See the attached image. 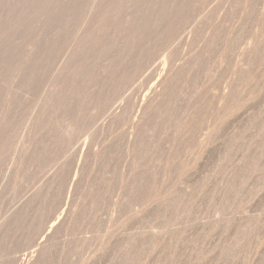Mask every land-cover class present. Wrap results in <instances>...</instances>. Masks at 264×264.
<instances>
[{"label":"rangeland","instance_id":"rangeland-1","mask_svg":"<svg viewBox=\"0 0 264 264\" xmlns=\"http://www.w3.org/2000/svg\"><path fill=\"white\" fill-rule=\"evenodd\" d=\"M88 1L91 3V0ZM88 1L83 0V5H80V2V7H77L79 12L75 13L76 15L73 14L75 17H71L72 23L74 22L77 27L78 24L82 26L79 25L81 27L77 28L74 23L69 22V24L67 22V25H70L69 30L65 25L64 27L67 30L63 27V34L61 32L57 36L59 40L53 43L55 46L52 47L53 45L50 44L48 48L51 51L46 49L54 53V55L49 53L50 58L53 60L51 61L45 53L44 57L47 58L40 61L36 67L35 75L29 82L25 79L19 81L22 83L17 82L14 77L16 71H13L14 68L12 67L16 63L15 61L18 62L15 66L20 65L22 67L24 59L22 62L20 59L23 58L24 51L26 52L31 44L28 46L29 42L24 43L22 41L23 37H20L21 41L15 39L20 42H17V44H21L19 46L26 44L28 48L26 46V50L23 47L19 48L20 50L24 49L23 53L21 52L22 54L18 52L20 56L8 50L10 54L14 53L15 61H12V66L10 64L12 69H8L9 66L7 69L4 68L5 76L2 74L0 80L2 78L5 81L1 80L2 85L0 84V88L3 86L6 89H0V91L7 90L10 85L13 86L12 84H14V91L12 87L8 90L12 89V92H15L17 89L14 93L16 96L19 93L23 96L27 93L29 95L27 94L26 97L21 96L23 99L18 98L21 94L17 97L14 95L12 96L13 99L10 94L11 103L9 98L1 97L7 91L3 92L4 94L0 92L1 100L6 101L3 102L5 104L3 105L4 108L10 102L9 108L6 107L8 110L6 108H3V110L8 111V113L10 111V114L14 110L13 114L16 116L14 118V115H11L14 119L8 116L11 119L8 122L9 124L10 121L12 122V127L6 123L11 128L6 126L5 129L12 130L14 128V134L15 132L18 133L15 137L12 131L4 130L5 133L7 131L8 133L4 134L5 137L3 136L5 139L2 137L4 142L2 140L0 142V146H4V150L2 147L0 148V155L2 154L0 156V225L6 222V217L15 212L24 200L35 192L34 190L37 191L45 183L44 180L46 181L55 173L53 172L56 171L54 168H58V173L55 176L53 188H50L51 192H48L49 195H43L42 198L45 199L41 198L42 200L37 201L36 205H33L34 210L31 208L27 213L28 216L25 215V218H20L22 219L20 222L18 219V222L16 221L11 225V228L5 234L8 241L6 238L4 239L5 235L3 236L4 241L0 240L2 242L0 243V247L2 246L0 248V263L11 262V264H15V262H12L15 256L19 258L16 264H27L26 260H29L28 258L35 259L37 254L36 251H33L34 247L31 245L41 240L47 232L50 220L56 221V218L58 220L59 217L60 223L57 222V225L63 223L51 232V238L46 239L47 242L50 240L48 242L50 244H46L49 247H46L47 250L42 253L43 256L37 257V259L40 257L39 260L42 259V261L37 260L35 264H126L125 261L128 260L127 263L129 264H264V0H203L205 4L203 1L193 0L187 10L185 9L184 16L182 15L178 19L179 21L174 22L169 27L170 30L167 29L164 32L166 33L165 36L162 37L164 35L162 33L159 38L155 39L156 41L152 39L156 43L152 42L147 47V53L156 58L151 59L154 64L150 62V67L144 65L146 55L144 57L142 55L143 60L140 57L136 63L137 65L135 64L134 67H130V70L125 71L124 76L122 74L121 78L123 80L120 79L124 82L136 75L133 83H129L131 87L127 85L123 90V96H116V91H119L118 88L122 85L119 82L120 80L114 83L117 88L111 86L113 89L107 91L108 79L93 77V80H100L101 83L97 84L98 82L94 81L95 87L92 86V90L94 88L96 91V87L99 89L103 85V88L106 87L105 91L109 92L108 94L103 91L99 95L96 91L98 96L94 94V90L93 92L90 90V93V91L88 92L91 89L90 87L87 90L88 94H80L71 104L59 100L57 107H55V113L52 112L59 123L56 122V124L53 114H50L53 123L52 120L46 118V124L44 126L45 122L43 121L40 130L33 128L30 130L31 119L38 111V107L41 106L44 94L51 85L54 74L67 56L73 34H76L77 30L79 31L83 27V14H87L85 13L87 11L85 5L89 4ZM83 11L85 12L82 13ZM36 17L34 16V19ZM36 19L38 20V18ZM37 20V24L33 20L34 25L37 26V28L35 26L34 28L37 30H31V32L30 29L33 28V25L32 28L28 25L30 28H28L29 34L39 30L37 32L38 36L40 32H44L42 24L38 23ZM176 23L179 24L176 25ZM38 26H40V29H38ZM51 30L53 29L51 28ZM28 33H26L24 39L28 37ZM30 35L29 39L32 38ZM37 36H34L32 40L30 39V41H33L31 42L32 45L37 41ZM66 37L71 39L69 40ZM26 40L28 39L24 41L26 42ZM164 40L165 42L162 43ZM171 40L172 42H170ZM9 43L7 41L4 46H8ZM57 44L58 46H56ZM160 44L165 45L161 46ZM17 46L15 45V49H17ZM158 46L162 48L160 49ZM163 47L165 49L168 47V49L164 50ZM56 48L58 51L61 49L60 53L62 51V54L59 55ZM53 49H56V52ZM155 50L158 51V54ZM17 51L18 49L15 50L16 53ZM172 52L173 54H171ZM143 54H146V52ZM168 56L174 61L172 62ZM100 58L98 59L99 63L96 60L99 65L101 63ZM163 58L165 61H163ZM187 58L189 59L186 61ZM174 63H178V66L182 64L187 70L181 66L184 70L180 68V71L181 69L183 71L179 75L177 74L175 80L172 79L174 84L171 82L172 80L170 81L169 87L171 88L168 89L165 96L167 98H164L158 109L149 116L150 118H146L145 125L148 126H142L141 129H138V133L135 123L139 120L141 114V106L139 107V105L142 103L143 95L147 93V89L149 90L152 80H156L162 71L167 70L170 64L173 65ZM20 66L16 67L15 70L18 71L21 68ZM145 67H148L147 70ZM139 68L140 70L137 71ZM5 72L9 74H5ZM151 74L153 75L150 76ZM9 77L10 82H7ZM12 77L15 78L14 81ZM4 82L11 84L7 87ZM45 82L46 84H44ZM26 88H28L27 92L24 90ZM23 90L24 92H22ZM170 91L172 92L170 93ZM112 95L116 96L117 102ZM100 96L105 102L113 97L115 103L104 107V101H100ZM130 96L133 100L135 98V104L137 103V106L134 107L135 110H130L127 107V114L122 113L123 116L122 114V117L119 116L118 122L117 119L113 121L117 124L114 126L113 122L110 123L111 114L109 115V113L111 110H123L118 108L126 105V100V103L133 101ZM95 97H98L99 100H96ZM19 99L24 102H20L22 100ZM1 100L0 115L3 116ZM95 103L97 106H94ZM90 105L91 107H89ZM29 107L31 108L29 109ZM108 107L110 108L108 109ZM23 110H25V113ZM104 110L106 111L103 112ZM27 116L29 117L27 118ZM20 117L21 119H19ZM23 117L25 120L22 119ZM17 118L21 121L24 120L23 124H20L21 121L17 123L19 122ZM133 119L136 120L133 121ZM12 120H16L15 125ZM25 121L26 127H24ZM107 122H109V125H107ZM67 123L70 124L69 129H66ZM58 124L59 126H57ZM104 124H106V127ZM13 126H16V128ZM54 127L56 130L53 129ZM95 127L97 130H95ZM24 128L25 130H23ZM15 129L22 130L15 131ZM34 130L36 135L33 133ZM41 133H43V136L37 135ZM59 133L60 136H58ZM133 133L141 135H136V145L129 147L127 141ZM25 134H32V137L37 136L35 139L33 137V140H35L33 146H31L32 139L29 138L31 136ZM45 134L48 136L45 137ZM57 136L61 138H57ZM23 138L25 140L30 139L31 144H28L29 141L25 142ZM58 139H61V142L65 141V146H62L63 142L60 143ZM38 140L42 146L37 144L39 143ZM22 141L24 144L27 143L30 148L33 147L32 151L35 146L37 149L35 148L32 153L27 145L22 148ZM1 143L5 145H1ZM11 143L13 146L10 145ZM20 148L29 149L25 152L28 156ZM93 151L95 155H92ZM21 153L22 156H20ZM55 156L57 161L54 160ZM20 157L25 159L19 160ZM19 161H21V164ZM61 163L63 164L61 165ZM65 163L68 164L65 165ZM43 169L45 173L41 171ZM59 171L62 174H59ZM38 172H41L40 176L37 175ZM160 201L164 202V205ZM156 202L158 204L160 202L163 207L160 204L155 205ZM175 202H179L180 205ZM161 208H163V211ZM155 213L157 217L159 215L158 218L153 216L156 215ZM30 217L33 219L35 217L34 221L32 218L29 221ZM158 221L161 222L158 223ZM163 222L166 224L165 226ZM155 224L159 225L155 227ZM158 226H163L164 230ZM151 228L154 229L153 233ZM142 229L144 232H142ZM168 229L174 231L175 234ZM41 230L43 233H41ZM150 234L151 236L153 234V236L151 237ZM8 235H10V238ZM166 236L168 241L165 238ZM256 236H259L260 239ZM128 238L133 239L128 243H124V241L129 240ZM154 238H157V240ZM152 239L155 240H153L154 243ZM250 240L252 242H249ZM144 241L152 243L151 247H149L150 244ZM142 243H145L146 246ZM138 244H142L141 247ZM153 247L154 249L156 247L155 251ZM130 252L134 253L129 254ZM143 252H146V254L144 253L145 255L142 256ZM25 254L26 256H24ZM11 256H14V258Z\"/></svg>","mask_w":264,"mask_h":264},{"label":"bare ground","instance_id":"bare-ground-1","mask_svg":"<svg viewBox=\"0 0 264 264\" xmlns=\"http://www.w3.org/2000/svg\"><path fill=\"white\" fill-rule=\"evenodd\" d=\"M83 0H0V77L2 76V74H3V76H5L4 75V68H8V66H9V68L8 69H12V68H14V70L13 71H16L15 72V74H14V77L16 78V81L17 82H19L20 80L22 81V80H26L27 82H29L32 78H33V76L35 75V72H36V67L38 66V64L40 63V61L43 59L44 60V58L46 59L47 57H44L46 54L48 55V57H49V59H51L50 57L51 56H49V53L51 54L52 52H49V51H51V50H49L50 48H48L49 46H50V44H51V46L52 47H54L55 45L53 44V43H55L54 41H57V40H59V38L57 37L59 34H61V32H62V34H63V29L66 27L67 29H68V27L70 26L69 24V22H71V21H73V20H71V17H75V16H73V14L74 15H76L75 13H78L79 12V8L77 9V7H80V5L82 4L83 5V2H82ZM88 1V0H87ZM193 0H91V3L89 2V4H87V5H85L87 8H86V12L85 11H83L82 13H87V14H83V16H84V18H83V20L82 21H84L83 23V27L78 31L77 30V32H76V34H73L74 36H73V38H72V40H71V46H70V48H69V50H68V52H67V56H66V58H65V60H64V62L61 64V66L57 69V71H56V73L54 74V76H53V78H52V80H51V85L49 86V88H47V91L45 92V94H44V97H43V102H42V104H40L39 106L40 107H38L39 109H38V111L35 113V115H33V118L31 119L32 121V123H30L31 124V127H30V130H31V128H33V129H36V130H40L39 128H40V125H42V123H43V121L45 122L43 125L45 126V124H46V118L48 119V120H52V116H53V118L55 117V115L53 114V113H55V107H57V102L59 101V100H61V101H63L64 103H67V104H71L72 103V101L74 100V99H77V97L80 95V94H82V93H86V94H88L87 93V90L91 87V89H89L88 90V92L90 91V90H92V86H94L95 87V82L94 81H96V82H98L97 84H99V82H100V80H93L92 78L93 77H95V78H97L98 77V79H99V77H103V78H107L108 79V84H107V88H106V90L107 91H109V89H113L112 87L114 86L115 87V84L114 83H117L119 80V82H121L122 83V85H121V87L120 88H118V89H120L119 91H116L117 92V95L116 96H120V95H124V93H123V90L125 89V87L127 86V85H129V87H131L130 85L133 83V81H134V77L136 76V75H134V76H132V77H130L129 79H127L125 82L124 81H121V76H122V74H123V76H124V73H125V71H127L128 69L130 70V67L131 66H133V65H135L136 63H137V61L140 59V57L143 55V57L146 55V57H145V63H144V65H147L148 67H150L149 65L152 63V61H151V59H156V58H153V56L152 55H149V53H147V50H148V46L150 45V43L152 44V42H155L156 40L155 39H157V38H159V36H161L162 35V33H164V32H166L167 31V29H169L170 30V26L172 25V24H174V22H176L183 14H185V9L187 10V7L189 6V5H191V2H192ZM196 1V0H195ZM200 1H203V0H200ZM206 1V0H205ZM81 2V3H80ZM79 3H80V5H79ZM87 3V2H86ZM193 3V2H192ZM203 3L205 4V2L203 1ZM84 4H85V2H84ZM203 4V5H204ZM79 5V6H78ZM84 6V7H85ZM83 7V6H82ZM82 7L80 8L81 10H82ZM83 9H85V8H83ZM188 9H190V8H188ZM193 9V8H192ZM78 10V11H77ZM75 11H77V12H75ZM184 12V13H183ZM188 12V11H187ZM190 12V11H189ZM198 12V11H197ZM80 14H81V12H80ZM80 14H78V15H80ZM186 14H189V13H186ZM198 14V13H197ZM190 15H192V14H190ZM34 16L36 17V16H39V17H36V18H38V23H40V24H42V27H43V31L44 32H40L39 34H38V36H37V32H39V30L38 31H36L35 33L33 32V34L32 33H30V34H32V35H30L29 33H28V30L30 29L29 28V26L31 27L32 25H33V28L32 29H30V31L31 30H34L35 31V29L37 28V26H35L34 25V23H36V20L34 19ZM81 16V15H80ZM184 16V15H183ZM187 16V15H186ZM77 17V16H76ZM191 17V16H190ZM31 18H33V20L35 21H33V20H31ZM39 19H41V20H39ZM70 19V20H69ZM73 19V18H72ZM185 20V19H184ZM192 20H194V19H192ZM40 21V22H39ZM81 21V22H82ZM179 21V20H178ZM187 21V20H186ZM30 22V23H29ZM32 22V23H31ZM34 22V23H33ZM67 22L69 23L68 25H67ZM78 22H80V21H78ZM80 22V23H81ZM72 23V22H71ZM74 23V22H73ZM72 23V24H73ZM77 23V22H76ZM185 23V22H184ZM183 23V24H184ZM187 23H188V21H187ZM31 24V25H30ZM37 24V23H36ZM71 24V25H72ZM75 24V23H74ZM179 24V23H178ZM177 23H176V25H178ZM29 25V26H28ZM39 25V24H38ZM65 25H67V26H65ZM76 25V24H75ZM79 25H81V24H78V27H79ZM34 26L36 27V28H34ZM65 26V27H64ZM82 26V25H81ZM80 26V27H81ZM40 26H38V29H40L39 28ZM64 27V28H63ZM75 27V26H74ZM73 27V28H74ZM76 27H77V25H76ZM77 27V28H78ZM79 27V28H80ZM173 27H175V26H173ZM29 28V29H28ZM51 28L53 29V30H51ZM65 28V30H67ZM72 28V27H71ZM187 28V27H186ZM76 29V28H75ZM37 30V29H36ZM69 30V29H68ZM168 30V32H170ZM29 31V32H30ZM71 31V30H70ZM70 31H67V32H70ZM175 31V30H174ZM173 31V32H174ZM32 32V31H31ZM49 32H51V33H49ZM65 32V31H64ZM179 32H180V30H179ZM26 33H28L29 35H30V37L32 36V38H30L31 40L32 39H34L33 37L35 36H37L38 37V39L37 38H35V39H37V41L35 42V44H33L32 45V43L31 42H33V41H30V39L28 38L29 37V35L27 34V36L28 37H26L25 39H28V40H26V42L24 41L25 39H24V36L26 35ZM43 33V34H42ZM16 34V35H15ZM35 34V35H34ZM165 34L166 33H164V35L162 36V37H164L165 36ZM172 34H174V33H172ZM171 34V35H172ZM67 35V34H66ZM70 35H71V33H70ZM69 35V36H70ZM180 35V34H179ZM55 36H56V40H55ZM169 36V35H168ZM175 36V35H174ZM20 37H23L22 38V41L24 42V43H28V46H29V44H31L30 46H29V48L27 47V45L26 44H22L23 46H19V45H21V44H17V42H19V41H16L15 39H18V40H20L19 38ZM170 37V36H169ZM168 37V38H169ZM58 38V39H57ZM66 38H69V37H66ZM66 38H64V39H66ZM174 38V40H175V37H173ZM24 39V40H23ZM62 39V38H61ZM71 38H69V40H70ZM152 39L153 40H155V41H152ZM63 40V39H62ZM69 40H67V41H69ZM159 40H161V39H159ZM163 40V39H162ZM169 40H170V38H169ZM7 41H8V43L10 44H8V46H9V48H8V46L6 45V46H4V44H7ZM21 41V40H20ZM35 41V40H34ZM167 41V40H166ZM176 41V40H175ZM52 42V43H51ZM163 42H165V40L164 41H162V43ZM170 42H172V40L170 41ZM20 43V42H19ZM68 43V42H67ZM156 43V42H155ZM168 43V42H167ZM166 44V43H165ZM164 44V45H165ZM15 45L17 46L16 48L18 49V51H17V53L15 52V50H17V49H15ZM49 45V46H48ZM70 45V44H69ZM161 45V44H160ZM163 44L161 45V46H164ZM170 45V44H169ZM169 45H167L168 47H169ZM25 46L28 48V50H26L27 48H25ZM56 46H58V44L56 45ZM25 48V50H26V52L24 51V49H19V48ZM51 47V48H52ZM62 47V46H61ZM64 47H65V45H64ZM157 47V46H156ZM168 47L166 48V49H168ZM174 47V46H173ZM176 47H178V46H176ZM58 48V47H57ZM56 48V49H57ZM158 48H162V47H159L158 46ZM46 49H48V50H46ZM56 49L54 50V52H56ZM60 49V48H59ZM159 49V50H160ZM163 49L164 50H166L164 47H163ZM174 49V48H173ZM8 50H10L11 52H14L15 54H17V56H20V54H22L23 53V51H24V53H25V58H24V53H23V58H21L20 60H21V62L23 61V59H24V62H23V65H22V67L17 71V70H15V69H17L19 66H15V64L16 63H18L17 61H15L14 59H15V55H13L14 53H12V54H10L9 52H8ZM20 50V51H19ZM52 50V51H53ZM61 50V49H60ZM60 50L58 51V49H57V51L59 52V55L60 54H62V51H61V53H60ZM154 50V49H153ZM178 50V49H177ZM46 51V52H45ZM155 51H157V50H155ZM162 51V50H161ZM249 51V50H248ZM247 51V52H248ZM18 52H20V54L18 53ZM22 52V53H21ZM48 52V53H47ZM58 52H57V54H58ZM64 52V51H63ZM146 52V54H143V53H145ZM154 52V51H153ZM249 52H251V51H249ZM248 52V53H249ZM46 53V54H45ZM152 53V52H151ZM150 53V54H151ZM53 55H54V53H52ZM51 54V55H52ZM66 54V53H65ZM148 54V55H147ZM153 54V53H152ZM156 54H158V51L156 52ZM155 54V55H156ZM168 54V53H167ZM171 54H173V52L171 53ZM159 55H161V54H159ZM56 56V55H55ZM55 56H53L54 58H55ZM62 56V55H61ZM65 56V55H64ZM162 56V55H161ZM171 56V55H170ZM174 56H176V54H174ZM248 56H249V54H248ZM101 57V58H100ZM154 57H157V56H154ZM172 58H173V56H171ZM171 57H169L168 56V58H171ZM178 57V56H177ZM94 58V59H93ZM101 59V63H100V65L98 64L99 63V61H98V59ZM142 58V57H141ZM172 58H171V60H172ZM174 58H176V57H174ZM162 59V58H161ZM189 58H187V59H185L186 61L188 60ZM193 59V58H192ZM8 60V61H7ZM53 59H51V61H52ZM96 60H97V62L98 63H96ZM142 60H143V58H142ZM176 60H177V58H176ZM12 61H15L16 63L15 64H13V67L12 68H10L11 66H12ZM49 61V60H48ZM51 61H49V62H51ZM162 61V60H161ZM163 61H165L164 60V58H163ZM174 60H172V62H173ZM9 62V63H8ZM141 62H143V61H141ZM151 62V63H150ZM154 62H155V60H154ZM177 62V61H176ZM190 62H191V60H190ZM14 63V62H13ZM150 63V64H149ZM166 63H167V61H166ZM180 63V62H179ZM183 63V62H182ZM189 63V62H188ZM187 63V64H188ZM10 64H11V66H10ZM19 64H20V62H19ZM152 64H154V63H152ZM161 64V63H160ZM172 64V63H171ZM170 64V66H169V68L167 69V70H165V71H162L161 72V75L160 76H158V78H156V80H152V83H151V85H150V87H149V90L147 89V93H145L144 95H143V100L141 101L142 103H140L141 105H139V107H140V117H139V120L135 123V127L137 128V132H138V129H141V127L142 126H148L147 124L145 125V123H146V118L148 117V118H150L149 116L150 115H152L153 114V112L156 110V109H158V106L162 103V101H164V98H165V96L167 95V91H168V89L169 88H171V87H169L170 86V83L171 82H173V84H174V81L172 80V79H174L176 76H177V74L179 75V73H181V71H183L184 69H186V68H184L185 66H182V64H181V66L184 68H182L180 65L178 66L177 64H173V65H171ZM186 64V63H185ZM184 64V65H185ZM54 65V64H53ZM95 65H97V66H95ZM137 65V64H136ZM141 65H143V64H141ZM144 65H143V67H144ZM188 65H190V64H188ZM15 66V67H14ZM55 66V65H54ZM140 66V65H139ZM156 66V65H155ZM164 66V65H163ZM166 66V65H165ZM17 67V68H16ZM96 67L98 68L97 69V71H96ZM134 67V66H133ZM135 67H137V66H135ZM142 67V68H143ZM148 67H145L146 68V70H147V68ZM187 67V66H186ZM154 68V67H153ZM180 68H182L181 69V71H180ZM95 69V70H94ZM140 70V68L137 70V71H139ZM143 70H145V69H143ZM187 70V69H186ZM9 71V70H8ZM180 71V72H179ZM150 72V71H149ZM149 72H148V74H149ZM7 72H5V74H6ZM141 73V72H140ZM154 73V72H153ZM7 74H9V73H7ZM134 74V73H133ZM147 74V75H148ZM153 74H151L150 76H152ZM15 78H13L12 77V79H13V81H14V79ZM121 78V79H120ZM127 78V77H126ZM136 78V77H135ZM151 78V77H150ZM124 79H125V77H124ZM177 79V78H176ZM1 80L2 81H5L4 79H2L1 78ZM1 80H0V84H1ZM123 80V79H122ZM172 80V81H171ZM175 80V79H174ZM136 81V80H135ZM171 81V82H170ZM7 82H10V77H9V81L7 80ZM16 82V83H17ZM25 82V81H24ZM26 82V83H27ZM132 82V83H131ZM4 83H6V82H4ZM14 83V82H13ZM19 83H22V82H19ZM101 83V82H100ZM129 83H131V84H129ZM11 83H9V84H7L6 83V86L7 85H10ZM18 84V83H17ZM24 84V83H23ZM28 84V83H27ZM26 84V85H27ZM43 84V83H42ZM44 84H46V82L44 83ZM48 84V83H47ZM109 84H111V85H109ZM113 84V85H112ZM119 85H120V83H118ZM172 84V85H173ZM2 85V84H1ZM13 86H14V84H12ZM25 85V84H24ZM30 85V84H29ZM102 85V84H101ZM149 85V84H148ZM13 86H11L10 85V88L12 87L13 88V91H14V87ZM17 86V85H16ZM19 86H21V87H23L22 85H20L19 84ZM84 87V89H86V90H84L83 89V87ZM108 86H112L111 88H109ZM8 87V86H7ZM100 87V86H99ZM104 86L102 85L99 89H98V87H96L97 88V92L99 93V95H101L102 93H103V91L105 92V93H107V91H105V88H103ZM5 88V87H4ZM3 88V86H1V88L0 89H4ZM9 87H8V89H10ZM33 88V87H32ZM95 88V89H96ZM115 88H117V86L115 87ZM128 88V87H127ZM147 88V87H146ZM6 89V88H5ZM4 90V91H0V92H5V91H7V93L3 96H1V97H3V98H6V99H8L9 98V101L11 100V98H13L12 96H14L15 94V92H16V87H15V92H12V89L11 90ZM27 89L28 88H26V89H24V90H26V92H27ZM36 89V88H35ZM24 90L22 91V92H24ZM31 90V89H30ZM37 90V89H36ZM35 90V91H36ZM93 90H94V88H93ZM93 90H92V92H93ZM171 90V89H170ZM20 91V90H19ZM95 91V90H94ZM96 91H95V93L94 94H97L98 95V93H96ZM114 91V90H113ZM112 91V92H113ZM37 92V91H36ZM115 92V91H114ZM113 92V93H114ZM126 92V91H125ZM144 92H145V90H144ZM172 91H170V93H171ZM29 93L31 94V92L29 91ZM90 93H91V91H90ZM109 93V92H108ZM107 93V94H108ZM4 94V93H3ZM10 94H11V96H10ZM19 94H21V93H19ZM19 94H17V96L19 95ZM28 94V93H27ZM27 94L25 95V96H23L22 94L20 95V97L18 96V98H22L21 96H23V97H26L27 96ZM106 94V95H107ZM128 94V93H127ZM130 94V93H129ZM7 95V96H6ZM29 95V94H28ZM39 95V94H38ZM98 95V96H99ZM114 95V94H113ZM112 95V96H113ZM11 98H10V97ZM16 95H15V97H17ZM87 96H89V95H87ZM94 96H96V95H94ZM110 96V95H109ZM115 96V97H116ZM129 96V95H128ZM1 97H0V100H1ZM92 97V96H91ZM103 97V96H102ZM111 97V96H110ZM109 97V98H110ZM114 97V96H113ZM113 97H112V99L110 98L109 100H107V98H106V102H105V100H103V99H101V96H100V101L101 102H103L104 101V107H106V106H109L110 104H114L115 102H114V99H115V97H114V99H113ZM125 97V96H124ZM127 97V96H126ZM125 97V98H126ZM39 98V97H38ZM42 98V97H41ZM89 98H90V96H89ZM104 98H105V96H104ZM130 98H131V96H130ZM167 98V97H166ZM165 98V99H166ZM14 99V98H13ZM23 99V98H22ZM22 99H19V100H22ZM93 99V98H92ZM95 99L97 100L98 99V97L96 98L95 97ZM118 99V98H117ZM132 99V98H131ZM131 99H130V101H131ZM24 100H25V98H24ZM99 100V99H98ZM103 100V101H102ZM116 100V99H115ZM120 100H121V98H120ZM125 100V99H124ZM129 100V99H128ZM133 100V99H132ZM2 101V100H1ZM127 101V100H126ZM126 101H125V104L126 105H123V107L122 106H120L121 108H118V109H123V110H111V112L109 113V115H110V123L111 122H113V121H115L116 119H117V122H118V119L120 118L119 116H121V114L122 113H124V114H127V107H129V109L131 110H133L134 109V107H136L137 105V103L135 104V98H134V100L133 101H131V102H127L126 103ZM3 102H6V101H4V99H3V101L1 102L2 103V106L3 105H5ZM8 102V101H7ZM11 102V101H10ZM10 102L7 104V106L10 104ZM20 102H24L23 100L22 101H20ZM93 102H94V100H93ZM100 102V103H101ZM113 102V103H112ZM116 102H117V100H116ZM121 102H123V101H121ZM12 103V102H11ZM15 103H16V101H15ZM98 103V102H97ZM99 103V104H100ZM128 103H129V105H128ZM16 104H18V103H16ZM22 104V103H21ZM38 104V103H37ZM121 104V103H120ZM96 105V103L94 104V106ZM6 106V107H7ZM97 106V105H96ZM99 106V105H98ZM103 106V105H102ZM117 106V105H116ZM5 107V108H6ZM20 107V106H19ZM22 107V106H21ZM89 107H91V105L89 106ZM104 107H103V109H104ZM112 107V106H111ZM3 108H4V106L2 107V113H4L3 114V116H1L0 117V142H4V134H6V133H8V131L5 133V131L4 130H9V129H5V127L7 126H9V125H11V121H10V124H9V119L10 118H12V114L14 113V110L13 111H11L12 112V114H10V111H9V113H8V111H5V110H3ZM4 108V109H5ZM7 108H9V106L7 107ZM6 108V109H7ZM13 108V107H12ZM31 107H29V109H30ZM96 108V107H95ZM110 107H108V109H109ZM0 109H1V106H0ZM28 109V108H27ZM27 109H26V111H27ZM102 109V110H103ZM107 109V108H106ZM8 110V109H7ZM31 110H33V109H31ZM92 110V109H91ZM98 110H99V108H98ZM135 110V109H134ZM25 110H23V112H24ZM30 111V110H29ZM101 111V110H100ZM106 110H104L103 112H105ZM109 111V110H108ZM125 111H126V113H125ZM7 112V114H5ZM17 112V111H16ZM20 112V111H19ZM31 112V111H30ZM29 112V113H30ZM53 112V113H52ZM96 112H97V110H96ZM102 112V113H103ZM1 113V114H2ZM25 113V112H24ZM32 113V112H31ZM101 113V112H100ZM101 113V114H102ZM9 114V115H8ZM16 114V113H15ZM26 114L28 115V111L26 112ZM50 114H53L51 117H50ZM94 114V113H93ZM128 114H130L131 115V113H129L128 112ZM138 114H139V110H138ZM7 115V116H6ZM14 115V114H13ZM17 115V114H16ZM20 115H22V114H20ZM48 115H49V117H48ZM135 115H136V112H135ZM8 116H10V118L8 117ZM24 116V115H23ZM93 116V115H92ZM122 116H123V114H122ZM121 116V117H122ZM125 116H128V115H125ZM138 116V115H137ZM16 116L14 115V118H15ZM26 117V116H25ZM29 116H27V118H28ZM94 117V116H93ZM92 117V118H93ZM128 117H130V116H128ZM133 117V116H132ZM14 118H12V119H14ZM26 118V119H27ZM31 118V117H30ZM51 118V119H50ZM19 119H21V117L19 118ZM22 119H24V117L22 118ZM55 120L57 119V118H54ZM11 120V119H10ZM25 120V119H24ZM23 120V121H24ZM29 120V119H28ZM54 120V121H55ZM127 120V119H126ZM125 120V121H126ZM134 120H136V119H133V121ZM149 120V119H148ZM13 121V120H12ZM17 121H19V122H17V123H20V121L21 120H18V118H17ZM23 121H21V123L20 124H23ZM96 121V120H95ZM94 121V122H95ZM131 121V120H130ZM132 121V122H133ZM150 121V120H149ZM14 122H16V120L15 121H13V124L15 125V123ZM52 123H53V120L51 121ZM57 122V120L55 121V123ZM92 122V121H91ZM119 122H121V121H119ZM6 123H8L9 125H7ZM16 123V124H17ZM26 123V121L24 122V127H26L25 124ZM54 123V124H55ZM57 123H59V122H57ZM56 123V124H57ZM109 122H107V125H109L108 124ZM114 123V126L115 125H117L115 122H113ZM122 123V122H121ZM124 123V122H123ZM6 124V125H5ZM50 124V123H49ZM119 124V123H118ZM126 124H127V122H126ZM18 125V124H17ZM16 125V126H17ZM42 125V126H43ZM47 125H48V122H47ZM67 125V127H66V129H69L70 127V124L69 123H67L66 124ZM94 125H95V123H94ZM93 125V126H94ZM105 125V127H106V124H104ZM111 126H113L112 124H110ZM123 125V124H122ZM4 126V127H3ZM16 126H13V127H15L16 128ZM20 126V125H19ZM42 126H41V128H42ZM50 126L52 127V125L50 124ZM57 126H59V124L57 125ZM102 126V125H101ZM10 127V126H9ZM11 127H12V125H11ZM10 127V128H11ZM21 127H22V125H21ZM35 127H37V128H35ZM61 127V126H60ZM59 127V128H60ZM99 127V126H98ZM108 127V126H107ZM19 128V127H18ZM49 128V127H48ZM58 128V129H59ZM62 128V127H61ZM112 128V127H111ZM14 129V128H13ZM9 130L10 132L12 131V133L14 134V130ZM53 129H55V127L53 128ZM99 129H100V127H99ZM106 129V128H105ZM114 129V128H113ZM134 129V128H133ZM19 130V129H18ZM17 129H15V131H18ZM22 129H20L19 131H21ZM23 130H25V128L23 129ZM29 130V131H30ZM44 130H46V129H44ZM43 130V132H45ZM56 130V129H55ZM63 130H65V129H63ZM95 130H97L96 129V127H95ZM100 131H101V129H100ZM104 131V130H103ZM102 131V132H103ZM134 131H135V129H134ZM27 132H28V130H27ZM27 132H25V133H27ZM42 132V131H41ZM55 132V131H54ZM53 132V133H54ZM126 132H127V130H126ZM129 132V131H128ZM141 132H142V130H141ZM144 132V131H143ZM23 133V132H22ZM29 133V132H28ZM31 133V132H30ZM34 134H35V130H34V132H33ZM38 133V132H37ZM139 133V132H138ZM138 133H136V134H134V136H133V134H131L132 136H129V140L127 141L128 142V146L129 147H132V146H134V144L136 145V135H139ZM18 135V133L17 132H15V134H14V136L15 135ZM33 134V135H34ZM58 134V133H57ZM56 134V135H57ZM8 136H10L9 134H7ZM20 135V134H19ZM25 135H30L31 137H29V138H31L32 140V142L30 141V139H27V140H25L24 138H23V140H25V142L26 141H29L28 142V144H31L32 143V145L31 146H33V144H34V142L33 141H35V140H33V137H34V139L37 137H35V136H33L32 137V134H25ZM25 135H24V137H25ZM36 135V134H35ZM37 135H42L43 136V133H41V134H37ZM61 134L59 133V135L58 136H60ZM62 135H64V134H62ZM66 135V134H65ZM64 135V136H65ZM71 135V134H70ZM141 135V134H140ZM139 135V136H140ZM4 136V137H3ZM13 136V137H14ZM48 136V135H47ZM46 136V134H45V137H47ZM57 136V138H61V137H58ZM63 136V137H64ZM125 136V135H124ZM4 139H3V138ZM12 137V136H11ZM16 137V136H15ZM21 137V136H20ZM27 137V138H28ZM44 137V138H45ZM62 137V138H63ZM74 137V136H73ZM26 138V137H25ZM49 138V137H48ZM54 138H56V136H54ZM71 138H72V136H71ZM11 139V138H10ZM9 139V140H10ZM15 139V138H14ZM18 139V138H17ZM21 139V138H20ZM46 139V138H45ZM67 139V138H66ZM77 139V138H76ZM140 139V138H139ZM139 139H138V141H139ZM2 140V141H1ZM13 140V139H12ZM16 140V139H15ZM49 140V139H48ZM52 140V139H51ZM58 140H60V143H62L63 142V145L62 146H65L64 144H65V141H62L61 142V139H58ZM64 140V139H63ZM69 140V139H68ZM71 140H73V139H71ZM17 141V140H16ZM37 141V140H36ZM44 141V140H43ZM57 141V140H56ZM67 141V140H66ZM76 141V140H75ZM5 142H6V140H5ZM10 142H12L11 140H10ZM15 142V141H14ZM13 142V143H14ZM18 142V141H17ZM16 142V143H17ZM20 142V141H19ZM23 142V141H22ZM31 142V143H30ZM38 142H39V140H38ZM50 142H52V141H50ZM68 142V141H67ZM66 142V143H67ZM70 142V141H69ZM7 143V142H6ZM15 143V144H16ZM37 143V142H36ZM35 143V144H36ZM44 143V142H43ZM71 143H74V142H71ZM18 144V143H17ZM23 144H24V142L21 144L22 145V148L24 147H26V145H27V143H25L24 144V146H23ZM37 144H39L40 146H42L41 144H40V142L39 143H37ZM45 144V143H44ZM1 145H5V144H2L1 143ZM10 145H12V143L10 144ZM47 145H48V142H47ZM13 146V145H12ZM19 146H20V143H19ZM61 146V147H62ZM67 146V145H66ZM127 146V147H128ZM3 148L4 146H0V148ZM11 147V146H10ZM27 147L28 148H30V146L29 145H27ZM52 147V146H51ZM55 147V146H54ZM68 147H69V144H68ZM71 147V146H70ZM128 147V148H129ZM13 148V147H12ZM18 148V147H17ZM33 148V147H32ZM32 148H30L31 150V152L33 153V151H34V149L36 148V146H35V148L33 149V151H32ZM64 148V147H63ZM62 148V149H63ZM65 148H67V147H65ZM106 148H107V146H106ZM127 148V149H128ZM11 149V148H10ZM37 149V148H36ZM38 149H39V147H38ZM51 149H53V148H51ZM50 149V150H51ZM61 149V150H62ZM3 150H4V148H3ZM12 150V149H11ZM18 150V149H17ZM20 150L21 151H24V153L27 151V150H29V149H26V150H24V149H21L20 148ZM64 150V149H63ZM67 150V149H66ZM29 151V153L31 154V152ZM53 151V150H52ZM88 151V150H87ZM95 151V150H94ZM94 151H93V153H92V155H95V153H94ZM97 151V150H96ZM2 152V151H1ZM41 152V151H40ZM45 152V151H44ZM49 152V151H48ZM63 152H65V151H63ZM7 153V152H6ZM23 153V152H22ZM21 153V155L20 156H22L23 154ZM28 153V154H29ZM54 153V152H53ZM57 153V152H56ZM99 153V152H98ZM126 153V152H125ZM127 153H128V151H127ZM15 154V153H14ZM26 154V153H25ZM38 154V153H37ZM43 154V153H42ZM46 154V153H45ZM55 154V153H54ZM60 154V153H59ZM88 154V153H87ZM101 154V153H100ZM27 155V154H26ZM26 155H24V157H26ZM32 155V154H31ZM90 155H91V153H90ZM0 156H2V154L0 155ZM28 156V155H27ZM24 157H20L19 158V160L20 159H23ZM29 157H30V155H29ZM59 157V156H58ZM34 158V157H33ZM68 158V157H67ZM67 158H66V160H67ZM99 158H101V157H99ZM17 159V158H16ZM25 159V158H24ZM26 159H28V158H26ZM49 159H51V158H49ZM53 159V158H52ZM51 159V160H52ZM74 159V158H73ZM72 159V160H73ZM98 159V158H97ZM34 160V159H33ZM36 160V159H35ZM54 160H56L57 161V159H56V156H55V159ZM65 160V161H66ZM29 161V160H28ZM55 161V162H56ZM21 161H19V163H20ZM31 162H32V160H31ZM39 162V161H38ZM135 162V161H134ZM133 162V163H134ZM18 163V161L16 162V164ZM26 163V162H25ZM25 163H23V164H25ZM28 163V162H27ZM53 163V162H52ZM21 164V163H20ZM31 164V163H30ZM51 164V163H50ZM63 163H61V165H62ZM66 164H68V163H65V165ZM70 164V163H69ZM72 164V163H71ZM47 165V164H46ZM52 165V164H51ZM23 166V165H22ZM68 166V165H67ZM13 167H14V165H13ZM46 167V166H45ZM48 167V166H47ZM60 167V166H59ZM17 168H18V166H17ZM49 168V167H48ZM47 168V169H48ZM134 168V167H133ZM46 169V168H45ZM50 169V168H49ZM58 169V168H57ZM57 169H55L54 168V170H56L57 171ZM61 169V168H60ZM65 169V168H64ZM63 169V171L65 172V170ZM78 169V168H77ZM16 170V169H15ZM18 170H20V169H18ZM39 170H40V168H39ZM130 170V169H129ZM132 170V169H131ZM134 170V169H133ZM41 171H44L43 173H45V170L43 169V170H41ZM56 171H53V172H55L51 177H49L46 181L44 180V184L43 185H41L40 186V188L39 189H37V191L36 190H34L35 192H33V194H31V196H27L28 198H26V200H24V202L21 204V206L18 208V209H16V211L15 212H13L9 217H6L7 219H5L6 220V222H3V224L2 225H0V240L1 241H4L3 240V236L6 234V231H8V229H10L11 228V225L14 223V222H18V219H19V222H20V220H22V219H20V218H22V217H24L25 215L26 216H28V212L30 211V209L32 208V210H34L33 209V205L37 202V201H40V199L42 198V196L44 195H46V194H48V192L50 191V188H53V183H54V181H55V176H57V173H58V171L56 172ZM61 171V170H60ZM59 171V172H60ZM67 171H68V169H67ZM49 172V171H48ZM52 172V173H53ZM69 172H71V171H69ZM68 172V173H69ZM39 173V172H38ZM41 173V172H40ZM40 173L39 174H37L38 176H40ZM42 173V174H43ZM19 174V173H18ZM59 174H62L61 172L59 173ZM44 175V174H43ZM64 175H66V174H64ZM70 175V174H69ZM122 175V174H121ZM37 176V177H38ZM124 176V175H123ZM61 177V176H60ZM67 177V176H66ZM59 178V177H58ZM64 178V177H63ZM121 178V177H120ZM123 178V177H122ZM44 179V178H43ZM123 180V179H122ZM60 181V180H59ZM121 181V180H120ZM56 184V183H55ZM124 184V183H123ZM37 187V186H36ZM124 187V186H123ZM122 187V188H123ZM52 190V189H51ZM122 191H124V190H122ZM27 192V191H26ZM51 192V191H50ZM124 193V192H123ZM49 195V194H48ZM43 199V198H42ZM41 199V200H42ZM45 199V198H44ZM43 199V200H44ZM164 201V200H163ZM167 201V200H166ZM161 203H162V201H160ZM159 202V204L160 205H164V202L161 204ZM174 202V201H173ZM157 203V202H156ZM166 203V202H165ZM176 203V202H175ZM158 203L157 204H155V205H159ZM176 204H178V205H180L179 204V202L178 203H176ZM36 205V204H35ZM163 205H162V207H163ZM39 206V205H38ZM167 206H168V204H167ZM160 207V206H159ZM37 208V207H36ZM40 208V207H39ZM178 208V207H177ZM179 208H180V206H179ZM156 209V208H155ZM154 209V210H155ZM163 208H161V210H162ZM15 210V209H14ZM31 210V211H32ZM158 210H160V209H158ZM78 211H79V209H78ZM163 211V210H162ZM34 212V211H33ZM75 212H76V210H75ZM158 212V211H157ZM160 212V211H159ZM158 212V213H159ZM31 213V212H30ZM166 213V212H165ZM36 214V213H35ZM156 214V213H155ZM160 214H162V213H160ZM30 215H32V214H30ZM29 215V216H30ZM37 215V214H36ZM36 215H35V217H36ZM38 215H39V213H38ZM163 215H164V213H163ZM152 216V215H151ZM155 218H158L159 217V215H158V217H157V214L156 215H153ZM33 217V216H32ZM32 217H30V220L29 221H31V218ZM35 217H34V219H35ZM80 217V216H79ZM164 217V216H163ZM25 218V217H24ZM23 218V219H24ZM39 218H41L40 216H39ZM165 218V217H164ZM27 219V218H26ZM29 219V218H28ZM33 219V218H32ZM34 219H33V221H34ZM37 219H38V217H37ZM160 219H161V217H160ZM166 219V218H165ZM39 220H41V219H39ZM43 220V219H42ZM41 220V221H42ZM26 221V220H25ZM28 221V222H29ZM32 221V224L34 223ZM35 221H37V220H35ZM41 221H40V223H41ZM51 222H50V224H49V229L47 228V232L44 234V236L41 238V240L39 241V242H36V243H34L33 245H31L32 247H34V249H33V251H36V254H37V257L38 256H40V255H42L43 256V252H46L45 250H47V248L46 247H49L48 245L50 244H48V242L50 241H48L47 242V240L49 239V238H51V232L52 231H54L56 228H58L59 227V225H61L63 222H61V224H59V225H57V222H59L60 220H59V217H58V220H57V218H56V221L55 220H50ZM157 221V220H156ZM163 221L164 222H166L164 219H163ZM44 222V221H43ZM48 222V221H47ZM46 222V223H47ZM145 222V221H144ZM161 222V221H160ZM159 221H158V223H160ZM163 222V223H164ZM31 223V222H30ZM60 223V222H59ZM153 223V222H152ZM155 223V222H154ZM153 223V224H154ZM157 223V222H156ZM16 224V223H15ZM18 224V223H17ZM36 224H37V222H36ZM38 224H39V221H38ZM42 224V223H41ZM40 224V225H41ZM45 224V223H44ZM146 224V223H145ZM162 224V223H161ZM243 224V223H242ZM20 225V224H19ZM149 225V224H148ZM156 225V224H155ZM157 225H159V224H157ZM157 225L155 226V227H157ZM166 224L164 223V226H165ZM168 225V224H167ZM21 226V225H20ZM43 226V225H42ZM150 226V225H149ZM169 226V225H168ZM242 226V225H241ZM245 226V225H244ZM247 226V225H246ZM145 227V226H144ZM152 227H154L153 225H152ZM154 227V228H155ZM158 227H160V226H158ZM167 227V226H166ZM37 228V227H36ZM160 228H163V226L162 227H160ZM169 228V227H168ZM22 229H24V228H22ZM38 229H39V227H38ZM148 229H150V228H148ZM158 229V228H157ZM157 229H156V233H157ZM43 230V229H42ZM41 230V231H42ZM160 230V229H159ZM162 230V229H161ZM163 230H164V228H163ZM162 230V231H163ZM169 230V229H168ZM148 231V230H147ZM151 231H152V233H153V231H154V229L152 230V228H151ZM169 231H172V230H169ZM259 231V230H258ZM11 232V231H10ZM139 232H141V231H139ZM142 232H144L143 231V229H142ZM161 232V231H160ZM173 232V234H175L174 233V231H172ZM41 233H43V231L41 232ZM54 233V232H53ZM146 233V232H145ZM148 233H149V231H148ZM164 233V232H163ZM162 233V234H163ZM242 233V232H241ZM240 233V234H241ZM7 234H9V233H7ZM11 234V233H10ZM37 234V233H36ZM54 234H56V233H54ZM159 234V233H158ZM167 234V233H166ZM171 234V233H170ZM261 234V233H260ZM43 235V234H42ZM147 235V234H146ZM156 235V234H155ZM159 235H161V234H159ZM259 235V234H258ZM6 236L7 235H5L4 236V239L6 238ZM10 235H8V237H9ZM54 236V235H53ZM137 236H139V235H137ZM142 236V235H141ZM150 236H151V234H150ZM149 236V237H150ZM152 236H153V234H152ZM151 236V237H152ZM168 236V235H167ZM167 236L165 237V238H167ZM172 236V235H171ZM143 237V236H142ZM259 238V236H256V238ZM261 237V236H260ZM10 238V237H9ZM8 238V239H9ZM110 238V237H109ZM147 238V237H146ZM162 238V237H161ZM164 237H163V239L164 240H166ZM172 238V237H171ZM176 238H179V237H176ZM175 238V239H176ZM47 239V240H46ZM129 239V238H128ZM133 239V238H132ZM131 238L129 239V240H127V241H124V243L126 242V243H128V241H130V240H132ZM148 239V238H147ZM155 239V238H154ZM154 239H152V241L154 240ZM160 239V238H159ZM260 239V238H259ZM6 240H7V238H6ZM34 240H36V239H34ZM52 240V239H51ZM111 240H113V239H111ZM145 240V239H144ZM155 240H157V238L155 239ZM154 240V241H155ZM162 240V239H161ZM172 240H173V238H172ZM240 240V239H239ZM254 240H256V239H254ZM0 241V243H2ZM8 241V240H7ZM134 241V240H133ZM137 241H139V240H137ZM154 241H153V243H154ZM167 241H168V238H167ZM6 242V241H5ZM47 242V243H46ZM140 242H142V241H140ZM145 242V241H144ZM236 242H237V240H236ZM235 242V243H236ZM249 242H252L251 240L249 241ZM253 242H255V241H253ZM109 243V242H108ZM145 243H147V242H145ZM145 243H142L143 245H145ZM247 243V242H246ZM260 243V242H259ZM46 244H48L47 246H46ZM130 244V243H129ZM135 244V243H134ZM133 244V245H134ZM141 244V245H142ZM147 244H150V243H147ZM152 244V243H151ZM151 244H150V246L149 247H151ZM156 244H157V242H156ZM238 244V243H237ZM256 244V243H255ZM123 245V244H122ZM140 247H141V245L140 244H138ZM155 245V244H154ZM236 245V244H235ZM253 245V244H252ZM129 246V245H128ZM131 246V245H130ZM136 246V245H135ZM146 246V245H145ZM156 246V245H155ZM255 246V245H254ZM261 246V245H260ZM263 246V245H262ZM2 247V246H1ZM0 247V248H1ZM3 247H4V244H3ZM123 247V246H122ZM126 247H127V245H126ZM139 247V248H140ZM143 247V246H142ZM148 247V246H147ZM159 247V246H158ZM62 248V247H61ZM133 248V247H132ZM146 248V247H145ZM159 248H161V247H159ZM158 248V249H159ZM262 248V247H261ZM123 249V248H122ZM121 249V250H122ZM128 249V248H127ZM153 249H154V247H153ZM1 250V249H0ZM3 250V249H2ZM132 250V249H131ZM135 250V249H134ZM133 250V251H134ZM152 250V249H151ZM156 250V247H155V249H154V251ZM123 251H125L124 249H123ZM128 251V250H127ZM147 251V250H146ZM161 251V250H160ZM159 251V252H160ZM32 252V251H31ZM140 252V251H139ZM35 253V252H34ZM39 253V254H38ZM133 254L134 252H130L129 254ZM138 253V252H137ZM146 254V252H143L142 253V256H143V254ZM1 254H3V253H1ZM35 254V255H36ZM45 254V253H44ZM128 254V253H127ZM141 254V253H140ZM144 254V255H145ZM23 255V254H22ZM34 255V257H36ZM135 255H138V254H135ZM2 256V255H1ZM15 256V255H14ZM14 256H11V257H13L14 258ZM24 256H26V254L24 255ZM41 256V257H42ZM124 256H127V255H124ZM128 256H130V255H128ZM139 256V255H138ZM159 256V255H158ZM18 257V256H17ZM16 256H15V258H14V260H12L11 258V260H12V262H15V264H16V261L18 260L19 261V258H17ZM33 257V256H32ZM37 257L34 259H30V258H28L29 260H26V263L27 264H35L36 262H37V260H39L40 259V257H39V259H37ZM135 257V256H134ZM246 257V256H245ZM23 258V257H22ZM142 258V257H141ZM9 259V260H10ZM23 259H25V258H23ZM97 259V258H96ZM140 259V258H139ZM8 260V261H9ZM136 260H138V259H136ZM158 261H160L159 259H157ZM17 261V262H18ZM23 261V260H22ZM39 261H42V259L41 260H39ZM91 261V260H90ZM95 261V260H94ZM97 261V260H96ZM99 261V260H98ZM129 261V260H128ZM128 261H125L126 262V264H129V263H127ZM131 261V260H130ZM135 261V260H134ZM157 261V262H158ZM137 262V261H136ZM135 262V263H136ZM156 262V261H155ZM4 263H6V262H4ZM4 263H0V264H4ZM6 264H11V262H7ZM12 264H14V263H12ZM21 264V263H20ZM38 264H40V263H38ZM89 264V263H88ZM130 264H132V263H130ZM134 264V263H133ZM138 264V263H137Z\"/></svg>","mask_w":264,"mask_h":264}]
</instances>
